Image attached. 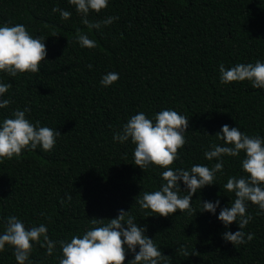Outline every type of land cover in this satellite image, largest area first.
I'll list each match as a JSON object with an SVG mask.
<instances>
[{"label": "trees", "instance_id": "1", "mask_svg": "<svg viewBox=\"0 0 264 264\" xmlns=\"http://www.w3.org/2000/svg\"><path fill=\"white\" fill-rule=\"evenodd\" d=\"M0 264H264V0H0Z\"/></svg>", "mask_w": 264, "mask_h": 264}]
</instances>
